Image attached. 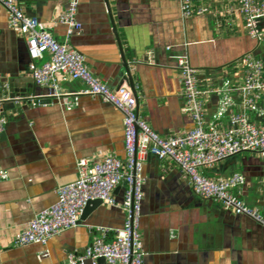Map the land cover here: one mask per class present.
Segmentation results:
<instances>
[{
  "label": "crops",
  "instance_id": "0c3cea01",
  "mask_svg": "<svg viewBox=\"0 0 264 264\" xmlns=\"http://www.w3.org/2000/svg\"><path fill=\"white\" fill-rule=\"evenodd\" d=\"M18 2L25 14L37 17L58 41H64L65 26L56 22V17L68 0ZM200 2L226 14L184 16L180 0L78 1L76 18L81 29L70 36L69 43L84 56L92 74L111 87L128 85L123 55L137 92L138 115L160 135L192 125L180 112L175 55H185L212 85H217L246 52L264 60V41L249 38L241 18L234 17L236 0ZM107 4L120 46L112 32ZM28 61L24 41L8 27L0 6V85L8 84L14 97L47 101L31 105L8 98L0 103V114L6 118L0 133V171L7 174L0 178V264H62L67 253H80L91 242L87 225L119 228L124 211L100 203L79 218V225L61 231L44 245H15L14 235L37 211L54 202L58 186L76 178L78 157L104 153L124 157L122 115L99 98L78 93L83 89L78 80L61 83L65 96L76 100L71 109H63L51 98L48 87L33 82ZM216 101L217 96L210 95L208 112ZM142 169L139 231L143 264H264V227L194 195L168 159L147 156ZM234 171L245 179L239 189L241 198L264 213V158L240 152L205 170L211 176H228ZM122 189L120 185L113 191L117 203ZM42 252L47 254L42 256ZM94 264L107 263L98 259Z\"/></svg>",
  "mask_w": 264,
  "mask_h": 264
},
{
  "label": "built area",
  "instance_id": "2783aa9c",
  "mask_svg": "<svg viewBox=\"0 0 264 264\" xmlns=\"http://www.w3.org/2000/svg\"><path fill=\"white\" fill-rule=\"evenodd\" d=\"M79 0H68L56 17L65 26V39L58 41L48 26L24 13L18 0H0L9 28L24 41L29 58L28 73L36 85L48 87L51 98L69 110L75 99L65 96L61 83L78 80L83 89L78 93L97 97L122 115L124 157L104 153L99 157H78L76 178L57 187L55 200L37 211L15 233V245H44L61 231L79 225V218L88 201L119 206L124 211L121 227L109 229L87 225L93 236L80 253H67L62 264H94L103 259L107 264H143L139 216L144 182L143 160L153 156L168 159L186 178L197 197L219 203L235 214L245 215L264 227V213L249 206L240 196L244 176L237 171L228 176L208 175L205 170L231 155L252 152L264 158V63L252 52L235 60L217 85L201 77L198 69L184 55H175V69L180 84V112L191 120V127L176 133L160 135L138 115V102L126 84L111 87L98 79L85 65L84 56L69 38L81 29L76 18ZM234 17L239 16L245 34L257 43L264 41V0H236ZM184 16L208 14L224 17L226 13L211 8L200 0H180ZM232 8L226 9L229 13ZM210 95L217 101L207 110ZM8 99V87L0 85V103ZM31 105H42L43 99L33 96L13 97ZM6 118L0 114V133ZM7 174L0 171V178ZM122 185V199L117 203L113 191ZM47 253L42 252V256Z\"/></svg>",
  "mask_w": 264,
  "mask_h": 264
},
{
  "label": "water",
  "instance_id": "95a60500",
  "mask_svg": "<svg viewBox=\"0 0 264 264\" xmlns=\"http://www.w3.org/2000/svg\"><path fill=\"white\" fill-rule=\"evenodd\" d=\"M106 8H107V12H108V15H109V19H110L113 35H114L116 41L118 42V45L120 46L119 37L117 35L116 27H115V24H114V21H113V18H112V15H111V12H110V8H109L108 4H107ZM121 59H122V65H123L124 71H125V73L127 75L128 85L132 89V91H133V93H134V95H135V97L137 99V92H136V89H135V85L133 83V79H132V76H131L129 65L125 61L123 55H121ZM7 87H8V98H9L8 100L9 101H13V97H14L13 90L11 88H9L8 84H7ZM99 204H100V200H97V199L96 200H92V201H88L86 203V205L84 206L82 214H81L80 217L84 218L89 213V211L91 209H93L94 207L98 206ZM100 260H101V258H100Z\"/></svg>",
  "mask_w": 264,
  "mask_h": 264
},
{
  "label": "trees",
  "instance_id": "16d2710c",
  "mask_svg": "<svg viewBox=\"0 0 264 264\" xmlns=\"http://www.w3.org/2000/svg\"><path fill=\"white\" fill-rule=\"evenodd\" d=\"M263 23H264V20H263ZM258 58H260V57H258ZM261 59V58H260ZM262 60V59H261ZM263 61V63H264V60H262Z\"/></svg>",
  "mask_w": 264,
  "mask_h": 264
},
{
  "label": "rangeland",
  "instance_id": "374dc122",
  "mask_svg": "<svg viewBox=\"0 0 264 264\" xmlns=\"http://www.w3.org/2000/svg\"><path fill=\"white\" fill-rule=\"evenodd\" d=\"M264 24V23H263Z\"/></svg>",
  "mask_w": 264,
  "mask_h": 264
}]
</instances>
